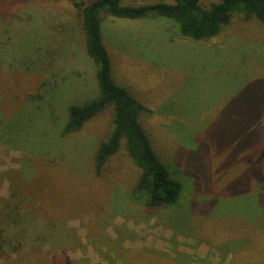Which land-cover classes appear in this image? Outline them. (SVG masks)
<instances>
[{
  "label": "rangeland",
  "instance_id": "rangeland-1",
  "mask_svg": "<svg viewBox=\"0 0 264 264\" xmlns=\"http://www.w3.org/2000/svg\"><path fill=\"white\" fill-rule=\"evenodd\" d=\"M88 1L0 0V264H264V24L237 14L196 42L167 19L100 15L113 81L151 111L141 126L184 186L152 210L124 143L95 175L111 107L63 135L98 96Z\"/></svg>",
  "mask_w": 264,
  "mask_h": 264
},
{
  "label": "trees",
  "instance_id": "trees-1",
  "mask_svg": "<svg viewBox=\"0 0 264 264\" xmlns=\"http://www.w3.org/2000/svg\"><path fill=\"white\" fill-rule=\"evenodd\" d=\"M124 0H89L75 3L84 33L85 50L96 66L98 96L82 107H72L63 135L79 132L85 123L104 111L113 110L114 129L94 154V172L100 175L107 161L124 143L128 156L140 170L139 179L132 195L144 206L156 210L176 207L184 190L183 184L171 176L153 152L140 117L151 113L137 102L129 92L116 85L112 78L109 54L104 47L100 15L118 19L142 20L158 17L172 21L179 34L196 42L217 36L237 14L245 18L255 17L264 24V0H170L156 4L124 5ZM264 158V142L259 159Z\"/></svg>",
  "mask_w": 264,
  "mask_h": 264
}]
</instances>
